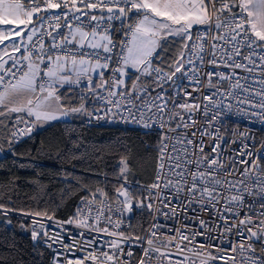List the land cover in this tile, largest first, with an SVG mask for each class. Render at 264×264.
I'll return each mask as SVG.
<instances>
[{
	"label": "snow or ice",
	"instance_id": "6c2138e0",
	"mask_svg": "<svg viewBox=\"0 0 264 264\" xmlns=\"http://www.w3.org/2000/svg\"><path fill=\"white\" fill-rule=\"evenodd\" d=\"M43 4L42 9L40 0H0V26H9L7 31L0 30V44L13 35L21 36L23 51L26 53L21 57L9 55L12 64L7 68L5 65L8 61L0 55V128L11 127L9 143L16 142L18 135H30L33 128L41 122L56 120L73 113H85L92 118L93 114L87 113L83 105L65 108L61 103L59 89L65 85L79 87L82 82L88 94L105 100L106 104L116 109L124 108L134 121L143 122L145 127L150 126L147 123L149 119L159 121L160 127L166 128L167 132L194 126V120L192 125L184 122V116L176 109H183L190 114L199 110L200 105L187 102L178 104L165 92L164 85L174 83L177 73L190 82L200 84V65L205 64L206 55L211 57L207 63L213 68L222 65L231 68L232 72L203 73L208 78L206 87L216 89L211 95L204 96V99L220 107L223 101H213V96L231 97L238 105L237 112L259 115L264 120V0H43ZM47 9H62L60 15L52 17L56 21L54 26L50 25L52 32L38 30L33 21L36 16L37 23L43 28L45 17L39 13ZM69 15L72 21L80 23L70 22ZM82 17L88 18V25H85ZM133 17H136L135 23L127 24L125 39L117 43L112 35V22L121 21L123 25L124 21H131ZM61 19L65 21L63 25L60 23ZM194 26H205V34H198L195 41L192 40L191 31ZM62 27H67L69 31H60ZM25 32L26 40L22 36ZM209 34L210 45L206 47L205 41L209 40ZM45 36L51 40L50 44L44 43ZM169 36L180 37L183 41L179 55L167 68L154 65V58L159 59V51L163 50L162 41ZM34 37H38L35 42ZM11 47L16 52L21 51V45L13 44ZM117 48L120 49L119 52L115 51ZM76 49L80 51L77 52ZM4 54H8L6 49ZM114 60L118 66L111 68L110 64ZM130 69L139 75L130 89L121 90L125 87V77ZM236 69L249 75L239 77ZM257 70L259 79L256 78ZM105 71L112 73L109 79H105ZM94 76L98 82H94ZM214 76L218 77L215 83L212 79ZM143 77L150 78L155 85L151 91V86L143 82ZM233 77L236 79L231 82ZM250 78L259 85L258 88L248 85ZM241 80L245 83L242 84ZM220 81H229L230 90L221 91ZM156 88L160 91L152 95ZM98 89H105L107 96H100ZM199 90L192 89L193 92ZM233 90L239 91L233 95ZM183 92L184 96L192 95L186 89ZM134 101L140 103L136 104ZM169 102L173 104L171 109L168 108ZM245 104L248 109L239 107ZM133 108L139 113L138 117L133 113ZM232 108L229 104L223 109V114L228 115ZM249 109L252 110L250 113ZM107 111H111V108ZM177 117L182 123H176L172 127ZM189 120H192L191 115ZM21 124L25 128L20 129ZM164 139H169L166 133ZM174 139L182 145L185 141L187 145L194 143L187 139V135ZM167 147V144L161 146L160 172L157 174V181L148 188L147 203L138 201L137 207L155 208L166 219L176 216L180 205L185 208L194 204L200 208H215L222 221L217 227L222 228L225 234L231 233L240 237L235 244L229 246L231 253H239V260L234 255H225L221 245L211 243L218 238L211 235L214 229L204 220L199 221V230L189 229L185 225L183 228L174 229L175 235L168 237L158 235L160 225L155 223L146 237H134L119 231L122 220L114 221L113 215L123 217L125 211H133V194L126 186L121 185L116 190V208L107 202V194L97 189L91 197H86L83 201L87 214H84L83 209L78 210L83 216L82 219L64 222L76 223L77 227L103 232L113 237L108 245L109 251L91 252L82 259L66 260V264H85L87 260H91L92 264H128L124 257L130 258L133 253L131 250L125 252L122 245L131 244L133 240H143L147 245L143 248V255L137 264H216L217 261H222L223 264H264V167L259 159H253L251 163L248 160L239 161L246 165L244 171L239 172L235 167L236 161L229 164L219 158L220 154H204L202 146L198 152L189 151L187 147L177 151L173 147L176 155L167 154L168 167L165 171L164 157ZM218 148L219 145H215L212 153H217ZM241 155L251 157L252 153L245 151ZM126 167L125 165L122 171ZM246 196L258 197V201H247ZM173 201H177V204L174 205ZM246 203L250 208L259 204L262 210L253 213L256 219L252 215H246L238 223H229V216L223 213L238 217L239 209ZM11 210L0 203V212L3 214L6 215ZM25 215L53 219L47 212ZM101 222H106L113 230L108 226L100 227ZM57 226H60L59 222ZM44 229L45 225L40 224L37 227L34 223L32 239L36 241L43 235L53 243H60L66 250H71V245L63 244V238L59 234L53 239ZM80 235L83 237L84 233ZM198 236L205 239L198 241ZM94 243L95 239H91L86 246L90 247ZM258 243L261 246L259 256L256 255ZM47 246L51 248L52 244ZM213 249L220 255L214 254ZM60 256L61 253L54 251L53 264H61ZM173 256L183 259L173 260Z\"/></svg>",
	"mask_w": 264,
	"mask_h": 264
},
{
	"label": "trees",
	"instance_id": "16d2710c",
	"mask_svg": "<svg viewBox=\"0 0 264 264\" xmlns=\"http://www.w3.org/2000/svg\"><path fill=\"white\" fill-rule=\"evenodd\" d=\"M178 44L164 46L154 65L167 68L178 56ZM59 94L65 108L83 100H88L86 109L90 106L86 93L60 88ZM10 131L0 128V147L11 151L0 156V203L12 209L6 215L0 212V264H52L50 251L32 239L33 218L69 224L64 222L80 218V201L97 189L113 195L121 179L149 185L159 164L158 132L87 126L84 116L37 127L15 145L8 142ZM35 212H47L53 219L25 215ZM149 218L148 211L134 213L123 231L141 237Z\"/></svg>",
	"mask_w": 264,
	"mask_h": 264
},
{
	"label": "built area",
	"instance_id": "2783aa9c",
	"mask_svg": "<svg viewBox=\"0 0 264 264\" xmlns=\"http://www.w3.org/2000/svg\"><path fill=\"white\" fill-rule=\"evenodd\" d=\"M41 7L43 9L44 4L43 0H40ZM85 11H89L85 9ZM95 11V10H92ZM62 12V9H47L42 10L39 15L44 16L45 20L43 22V28L40 27V24L38 26V30L44 31V32H52L53 28L50 27V25L54 26L56 21L52 19L54 15H60ZM99 15V13L97 12ZM106 15V14H105ZM83 22L85 25H88V18L82 17ZM136 17H133L131 21H124L123 25L121 21H113L112 24L114 26V31L112 33L114 39L117 43H120L125 39L124 33L127 31V24L129 22L135 23ZM69 21L78 24L80 21H72L71 15H69ZM60 23L63 25L65 21L61 19ZM67 27H62L60 31L67 33L68 32ZM86 30H90V28H86ZM56 35L57 33H53ZM200 34H205V26H197L192 31V40H196V36ZM38 39V37L33 38V42ZM44 43L50 44L51 40L49 37H44ZM191 41H189V44ZM206 47H209L210 45V34H209V40L205 41ZM30 46V45H29ZM77 52L80 51V49H76ZM84 51H88V49H84ZM116 52H119L120 49L117 48L115 50ZM245 52L247 50H244ZM26 54L24 53L22 49V55ZM21 55V56H22ZM20 56V57H21ZM211 59L210 56H205V64L200 65L202 68V74L200 75V84H196L193 82H190L188 79L182 78L179 73H177L176 77L174 78V83L169 82L164 85L165 92L170 94L171 100L176 101L178 104H183L185 102L195 105L199 104L200 108L197 111H194L192 113H187L183 109L177 108L176 110L179 111L184 116V122L189 123L192 125V122L194 120V126H190L188 128H179L175 132H167L166 128H161L159 121L154 119L147 120V123L150 125L149 127H145L143 122L134 121L132 117L129 116L128 112L124 109H116L112 107L111 105L106 104L105 100L97 99L93 95L90 96V106L88 108L87 113H92L93 117L90 118L87 114L85 115L84 122L87 126H114L118 128H124V129H133V130H140V131H149V132H158L162 135V141L160 145V150L162 144H167L168 147L165 150L166 155L164 157V163H165V171L168 167V155H176L175 152H173V147L176 148L177 151H182L183 147H187L189 151H195L198 152L199 147H203L204 154L208 155H217L220 154L219 158L231 164L232 161H236L235 167L239 169V172H243L246 165L239 163L241 160H248L249 163L253 159H259V162L261 166L263 167V160H264V120L260 118L259 115H245L243 112H237L236 109L238 105L236 104V101L232 99L231 97L225 98L221 97L220 95H215L212 97L213 101L219 102L223 101L222 104H220V107H216L213 103H210L208 100L204 99V96L211 95L213 92L216 91L215 88H207L206 84L208 82V78L203 73H207L210 71H215L219 73L224 74H231L232 69L224 66H219L216 68H213L210 64L207 63V61ZM237 59H240L239 57ZM199 63V62H197ZM117 63L115 60L110 64L111 68L117 67ZM237 73V76L243 77L249 75L248 73L243 72L240 69L235 70ZM112 73L110 71H105V79H109L111 77ZM139 75L138 73H130L126 79H125V87L121 90H127L132 87V83L135 82L136 76ZM256 78L259 79V70H257ZM213 82L215 83L218 80V77H213ZM236 77H233V80L231 82H234ZM143 82L150 85V91L152 87H155V85L152 84V81L148 77L142 78ZM94 82H98L97 78L94 76ZM241 83H245L243 80H241ZM230 82L229 81H220L219 87L221 88V91H228ZM248 85L252 88H258L259 85L256 83H253L252 79L250 78L248 81ZM75 90H81L84 91L87 94V90L85 88L84 82L81 83V85L78 87L74 85ZM193 88H199V91L193 92ZM186 89L188 92H191V96H184L183 90ZM2 90V89H0ZM160 91L159 88H156L155 92L152 93V95H155ZM177 91H179V95H177ZM239 90H233V95L236 94V92ZM98 94L100 96H107V91L104 89L102 91H99ZM243 95V93L241 94ZM136 104H139L140 101H134ZM229 104L233 106L232 112L228 115L223 114V109H225ZM205 106H207V114H205ZM173 107V104L169 102L168 108L171 109ZM244 109H248V105L245 104L243 106ZM108 108H111V111H107ZM96 109H99V111H96ZM133 113L138 117L139 113L136 111L135 108L132 109ZM252 110L249 109V113ZM256 112H259V109L255 110ZM217 113H220L219 116H217ZM149 116L151 113L148 114ZM189 115H191L192 120H189ZM95 117H102L101 119H96ZM217 117V118H213ZM126 118V119H125ZM26 119H29L26 117ZM31 119V118H30ZM147 119V118H146ZM176 123H182L179 120V117L172 123V127H175ZM20 129L25 128L24 124L19 125ZM36 127L33 128V131L30 135H23V136H17L16 142H13V145L20 143L24 139L30 137L35 131ZM165 133L169 137V139L165 140L164 135ZM195 133V135H193ZM203 133V135H202ZM187 135V139H191L194 141L193 145H187L186 141L185 143L178 144L176 140L174 139L177 136H184ZM215 145H219V148L217 149V153H212V148ZM2 154L10 155L11 151L10 148H1ZM251 152L252 156H245L241 155L242 152ZM161 163V152H160V159L158 168L155 174V178L153 183L157 181V174L160 172L159 165ZM143 185L131 180L127 179H121L120 180V186L124 185L127 187V189L133 194V211L131 213L124 212L123 217H120L119 215H113V220L121 219L122 223L120 224L119 231H123L130 227V218L134 213H139L143 211H148L150 214L149 222L142 234L141 237H146L150 231H152V225L159 224L160 227L158 229V235L160 237H168L175 235L174 229H180L183 228L185 225H188L189 229H195L199 230V221L204 220L207 222L210 228H213L214 230L211 232V235L214 238L211 243L213 244H219L224 249L225 255H234L237 257V260H239V253H231L230 252V245L235 244L240 237L234 235V234H225L223 233V229L220 227H217L222 223V221L218 218L217 211L215 208L207 207V208H200L199 205H190L188 208H185L183 205L179 206V211L176 216H173L171 218L166 219L163 215H160L157 211L154 209H141L137 207L138 201H144L147 203L146 197L148 196V188L150 185ZM118 189V188H117ZM116 189V190H117ZM108 196V203L113 207L116 208L117 205L115 203L117 192L113 195L109 194L107 191H103ZM167 194V192H165ZM85 199V198H84ZM84 199H82L79 203V210L83 209L84 214H87V210L85 207V204L83 203ZM103 199V197H101ZM121 199H123L121 197ZM247 201L257 200L258 197H247ZM223 203V202H221ZM173 204H177V201H173ZM96 205H93L95 207ZM220 206L218 205L217 208ZM259 204L253 205L251 208L246 203L243 207L239 209V216L238 217H232L229 213H223L225 216H229V223L232 222H239V219H243L246 215H252L253 219L255 220L256 217L253 215L254 212L261 211ZM163 211L167 212L168 209H163ZM222 211V209H221ZM79 217L83 218V216L79 212ZM35 225L38 227L40 224L45 225V229L47 230L53 237V239H56L57 234H59L60 237L63 238V244L71 245V250H66L61 246L60 243H53L52 240H48L47 237H44L41 235L37 240L39 241L40 245L50 251L51 254V263L53 264V255L54 251H58L61 253L60 260L61 264H66V260H76V259H82L83 257L87 256L91 252H99V251H109V243L113 239V237H110L103 232H94V231H88L86 229L77 227L76 224L70 223V224H59L60 226H57V223L48 221V220H41L38 218H33L30 226V234L32 236V229ZM108 226L110 230L112 229V226L107 225L106 222H101L100 227ZM41 230V231H44ZM80 233H84V236L82 237ZM246 235V233H245ZM95 239L96 243L92 244L90 247L86 246L89 240ZM204 237H197L198 241L204 240ZM47 241V243H46ZM47 244H52V247L49 248ZM146 242L141 241H135L131 244H123L122 247L125 249V252L128 250H131L133 253L132 257H124V259L128 260V264H137L140 257L143 255V248L146 247ZM257 252L256 255H261V246L258 243L256 245ZM213 253L216 255H220V253H216L215 249H213ZM173 260L183 259V257H177L173 256ZM85 264H92L91 260L85 261ZM216 264H223L222 261H217Z\"/></svg>",
	"mask_w": 264,
	"mask_h": 264
},
{
	"label": "rangeland",
	"instance_id": "374dc122",
	"mask_svg": "<svg viewBox=\"0 0 264 264\" xmlns=\"http://www.w3.org/2000/svg\"><path fill=\"white\" fill-rule=\"evenodd\" d=\"M35 17H33V21L35 23ZM36 24V23H35ZM36 26H38V23L36 24ZM9 26H0V30H4V31H7ZM23 27V26H21ZM29 27H31V25H29ZM197 27V26H194L193 29ZM193 29L191 31H193ZM26 35L27 33H22V36L24 37V40H26ZM172 43H179L176 47V49L178 50V55H179V52L181 51V48H182V44H183V41L181 40L180 37H172V36H169L167 37V39L163 40L162 41V45L163 47L164 46H167V45H170ZM13 44H16V45H21V48L23 49V42H22V39H21V36H11L9 37L8 39H6L3 44H0V54L3 55V58L4 60L7 59L9 57V55L11 56H15L17 55V52L13 50V48L11 47V45ZM7 50V55L4 54V50ZM21 49V51H22ZM131 70V69H130ZM135 71V70H133ZM130 74V72H128V75ZM126 78V77H125ZM80 93V92H79ZM81 95H84L85 92L82 91V93H80ZM87 102L88 100H83L81 103H79L78 105H76L75 107H80L81 105H83L86 109V106H87ZM88 111V109H86V112ZM85 113H73L71 115H68V116H61L59 117L58 119L56 120H72V119H75V118H81L82 116H84V119H85ZM55 120H52V121H47V122H41L38 124L39 127H42V126H45L47 125L48 123L50 122H53ZM0 156H1V147H0ZM79 219H82V218H79ZM76 224V223H74Z\"/></svg>",
	"mask_w": 264,
	"mask_h": 264
},
{
	"label": "crops",
	"instance_id": "0c3cea01",
	"mask_svg": "<svg viewBox=\"0 0 264 264\" xmlns=\"http://www.w3.org/2000/svg\"><path fill=\"white\" fill-rule=\"evenodd\" d=\"M35 20H36V17H35ZM35 23L37 24V21H35ZM38 26H39V23H38ZM38 26H36V27L38 28ZM68 31H69V30H68ZM21 49H22V48H21ZM21 54H22V51L17 52V55H15V56H16V57H19ZM0 55H1V54H0ZM5 60L8 61V63L5 65V67L7 68V67L9 66V62L12 63V61L9 60V58H7V59H5ZM128 72H130V73H135V71H133V70H129ZM125 79H126V78H125ZM63 88H71V89L75 90L74 85H65ZM79 92L82 93L81 90H79ZM13 115H15V114H13ZM31 119H34V118H31ZM48 124H49V123H48ZM37 127H39V126H37ZM42 127H43V126H42ZM1 155H2V151H1Z\"/></svg>",
	"mask_w": 264,
	"mask_h": 264
},
{
	"label": "water",
	"instance_id": "95a60500",
	"mask_svg": "<svg viewBox=\"0 0 264 264\" xmlns=\"http://www.w3.org/2000/svg\"><path fill=\"white\" fill-rule=\"evenodd\" d=\"M105 14H106V12H105ZM102 90H104V89H98L97 92L102 91ZM87 95L92 96L91 94H88V92H87Z\"/></svg>",
	"mask_w": 264,
	"mask_h": 264
}]
</instances>
